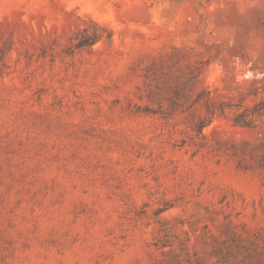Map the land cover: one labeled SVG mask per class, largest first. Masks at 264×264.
I'll use <instances>...</instances> for the list:
<instances>
[{
	"label": "rangeland",
	"instance_id": "1",
	"mask_svg": "<svg viewBox=\"0 0 264 264\" xmlns=\"http://www.w3.org/2000/svg\"><path fill=\"white\" fill-rule=\"evenodd\" d=\"M262 98L264 0H0V264H264Z\"/></svg>",
	"mask_w": 264,
	"mask_h": 264
},
{
	"label": "trees",
	"instance_id": "2",
	"mask_svg": "<svg viewBox=\"0 0 264 264\" xmlns=\"http://www.w3.org/2000/svg\"><path fill=\"white\" fill-rule=\"evenodd\" d=\"M95 25V29L85 39L80 40V42L95 43L100 38V34L98 31L100 26L97 23H95ZM204 106L207 116L213 115L215 113L221 115L224 112L222 106H220L218 109H212L208 101L205 102ZM262 121H264V98L255 101L251 106L241 105V109L234 112L232 117L233 124L242 127H254ZM206 124V118L199 119L196 122V126L198 128H202ZM183 253L185 257V263L192 264L187 250H184Z\"/></svg>",
	"mask_w": 264,
	"mask_h": 264
}]
</instances>
